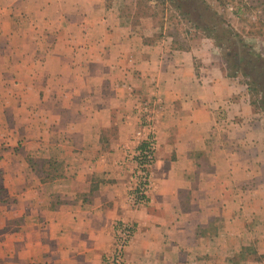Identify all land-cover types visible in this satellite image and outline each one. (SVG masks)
Here are the masks:
<instances>
[{
    "label": "crops",
    "instance_id": "0c3cea01",
    "mask_svg": "<svg viewBox=\"0 0 264 264\" xmlns=\"http://www.w3.org/2000/svg\"><path fill=\"white\" fill-rule=\"evenodd\" d=\"M0 23H26L0 51V264H102L117 217L137 223L128 264H264V124L190 51L109 0H0ZM142 99L157 150L150 203L130 212L117 163Z\"/></svg>",
    "mask_w": 264,
    "mask_h": 264
},
{
    "label": "rangeland",
    "instance_id": "374dc122",
    "mask_svg": "<svg viewBox=\"0 0 264 264\" xmlns=\"http://www.w3.org/2000/svg\"><path fill=\"white\" fill-rule=\"evenodd\" d=\"M109 1L125 20L141 23L143 31L151 25L158 38L167 37L174 47L190 51L197 70L210 74V79L232 90L225 96L224 105L230 106L237 100L239 116L256 120L261 131L260 125L264 124V0ZM25 26L26 23H0V43H3L0 51H11L16 46V39L11 37L15 31L25 36ZM36 47L39 45L34 49L40 54L41 50ZM201 66L208 71L200 69ZM221 109L220 118L225 123L231 115L226 108ZM227 125L220 124V129L227 131ZM261 147L264 149V142ZM27 161L43 174L41 158L28 157ZM57 172L55 168L49 174Z\"/></svg>",
    "mask_w": 264,
    "mask_h": 264
},
{
    "label": "built area",
    "instance_id": "2783aa9c",
    "mask_svg": "<svg viewBox=\"0 0 264 264\" xmlns=\"http://www.w3.org/2000/svg\"><path fill=\"white\" fill-rule=\"evenodd\" d=\"M157 107L158 102L152 103L148 99L138 102L137 128L117 163L119 170L127 174L124 202L130 212H137L150 203L152 167L157 150ZM111 226V246L104 254L102 264H128L125 254L137 230V223L133 219L117 217Z\"/></svg>",
    "mask_w": 264,
    "mask_h": 264
},
{
    "label": "trees",
    "instance_id": "16d2710c",
    "mask_svg": "<svg viewBox=\"0 0 264 264\" xmlns=\"http://www.w3.org/2000/svg\"><path fill=\"white\" fill-rule=\"evenodd\" d=\"M55 168H56V166L53 167V169H51V170H54ZM51 170H50V171H51ZM50 171L46 172V173L48 174L46 177H48V176H50V177L56 176V174L50 175V174H49Z\"/></svg>",
    "mask_w": 264,
    "mask_h": 264
},
{
    "label": "flooded vegetation",
    "instance_id": "af4514ba",
    "mask_svg": "<svg viewBox=\"0 0 264 264\" xmlns=\"http://www.w3.org/2000/svg\"><path fill=\"white\" fill-rule=\"evenodd\" d=\"M175 1H178V0H175Z\"/></svg>",
    "mask_w": 264,
    "mask_h": 264
}]
</instances>
